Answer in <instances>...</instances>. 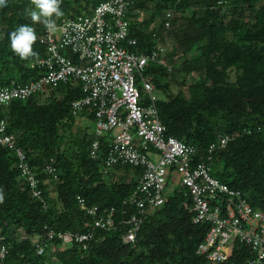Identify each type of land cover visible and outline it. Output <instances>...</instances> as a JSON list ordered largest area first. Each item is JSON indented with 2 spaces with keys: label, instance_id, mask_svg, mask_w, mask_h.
Segmentation results:
<instances>
[{
  "label": "trees",
  "instance_id": "1",
  "mask_svg": "<svg viewBox=\"0 0 264 264\" xmlns=\"http://www.w3.org/2000/svg\"><path fill=\"white\" fill-rule=\"evenodd\" d=\"M100 1L60 0L62 15L52 18L89 14ZM33 10L38 11L32 0H6L0 7V85L25 83L43 73L28 66L47 54L44 24L32 21ZM126 17L140 52L165 47L166 64L150 61L145 68L161 93L156 105L164 134L195 146L201 159L219 136L233 135L213 151L210 173L240 191L253 208L264 209V0H130ZM21 25L34 28L32 48L38 55L22 59L12 50L10 34ZM173 83L175 94L169 91ZM82 94L79 81L71 79L13 99L4 112L40 195L32 194L14 153L0 145V246L6 248L1 264H246L253 258L237 240L222 262L209 263L196 254L208 224L192 222L191 198L182 187L147 216L134 243L123 242L125 220L134 211L128 198L141 169L115 165L106 171L107 135L100 138L99 157L90 158L93 116L86 110L76 116L71 108ZM78 117L91 125L78 124ZM48 164L56 177L45 170ZM78 196L100 210L113 207L115 226L93 229ZM87 230L95 239L86 249L48 237L50 231ZM37 243L46 245L40 255Z\"/></svg>",
  "mask_w": 264,
  "mask_h": 264
},
{
  "label": "built area",
  "instance_id": "2",
  "mask_svg": "<svg viewBox=\"0 0 264 264\" xmlns=\"http://www.w3.org/2000/svg\"><path fill=\"white\" fill-rule=\"evenodd\" d=\"M129 4L130 0H101L89 14L58 21L51 17L55 30L49 31L45 26L43 29L47 54L36 57L28 65L43 73L25 83L0 85V145L14 153L21 176L27 180L32 194L39 196L38 180L15 135L7 129L4 112L13 99H26L48 87L76 79L83 94L72 101V113L77 116L86 110L94 121L95 139L88 150L90 158L99 157L100 138L107 135L105 170L115 165L141 169L128 198L134 211L125 220L128 228L123 242L134 243L147 216L168 200L174 188L182 187L191 198L192 222L208 224L196 254L209 263L222 262L231 255L237 240L253 252V258L246 264H263L264 209L253 208L240 191L210 173L213 151L224 147L233 135L219 136L209 144L206 157L201 159L195 146L164 134L156 105L158 91L145 68L150 61L166 64L165 47L156 44L145 53L137 49V40L129 35L126 17ZM169 17L167 13L166 18ZM168 25L166 20L165 26ZM67 53L75 55L74 59ZM45 170L56 177L51 164ZM168 181L174 184L170 191ZM77 201L90 216L93 229L109 230L115 226L113 207L100 210L97 205H87L79 196ZM55 235L63 243H80L83 249L95 239L92 230L48 233L50 239ZM45 246L37 243L36 253L42 254ZM5 255L6 248L1 245L0 264Z\"/></svg>",
  "mask_w": 264,
  "mask_h": 264
},
{
  "label": "clouds",
  "instance_id": "3",
  "mask_svg": "<svg viewBox=\"0 0 264 264\" xmlns=\"http://www.w3.org/2000/svg\"><path fill=\"white\" fill-rule=\"evenodd\" d=\"M38 11L33 10L30 16L33 22L43 23L49 31L55 30V21L51 19L53 14L57 17L62 15L59 9L60 0H32ZM6 6V0H0V7ZM43 17V19H42ZM11 47L22 59L29 56L38 55L33 51L32 45L37 37L34 28L28 25H21L17 30L10 34ZM3 194L0 192V203L3 202Z\"/></svg>",
  "mask_w": 264,
  "mask_h": 264
},
{
  "label": "rangeland",
  "instance_id": "4",
  "mask_svg": "<svg viewBox=\"0 0 264 264\" xmlns=\"http://www.w3.org/2000/svg\"><path fill=\"white\" fill-rule=\"evenodd\" d=\"M141 16H144V15H142L141 14ZM177 89H178V86H177V84H175V83H173L172 85H171V87H170V89H169V91H171L172 92V94L174 93H176L177 92ZM183 92L184 93H186V87H184L183 89ZM161 93L159 92L158 93V95H160ZM77 123L78 124H87V125H91V123L89 122V121H87L85 118H82V117H78L77 118ZM90 128V127H89ZM91 129V128H90ZM121 175V170H118L115 174H114V176L116 177V178H118L119 176ZM176 185V184H175ZM173 186H174V184H171L169 181H168V186H167V189L170 191V189H173Z\"/></svg>",
  "mask_w": 264,
  "mask_h": 264
}]
</instances>
